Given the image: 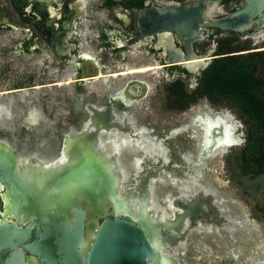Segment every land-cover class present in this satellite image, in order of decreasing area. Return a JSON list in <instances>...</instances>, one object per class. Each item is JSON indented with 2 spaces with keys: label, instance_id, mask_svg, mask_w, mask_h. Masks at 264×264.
Returning <instances> with one entry per match:
<instances>
[{
  "label": "flooded vegetation",
  "instance_id": "1",
  "mask_svg": "<svg viewBox=\"0 0 264 264\" xmlns=\"http://www.w3.org/2000/svg\"><path fill=\"white\" fill-rule=\"evenodd\" d=\"M205 2L209 4V15L221 18L239 9L244 0H229L228 3L225 0H54L48 6L40 3L50 9L42 15L32 11L33 5L29 2L22 3L23 11L18 14L10 0H0V34L7 32L12 38L11 44L0 42V133L4 135L0 134V145L17 161L49 164L63 154L68 140L76 137L72 143L85 145L84 135H87L85 138H94L96 148L111 159L125 179L134 183L140 181L137 184L140 189L135 190L137 194L148 190L153 197V182L178 187L172 172L174 165L166 155L171 154L176 145L174 139L185 134L189 127L198 125L195 120L201 114L189 117V123L157 133L155 126L146 119L153 115L152 97L158 93L167 95L168 102L179 103L174 110L187 111L194 103L184 108L185 99H180L179 95H204L198 90L204 73L216 59L226 56L218 55V48L220 42L228 43L230 39L221 38L232 34L251 36L264 32V28L253 26L244 33L207 29L201 40L191 44V51L200 57L212 50L213 56L203 69L188 73L180 63L187 58L188 51L175 35L172 34L173 51L167 40L158 39L156 34L142 36L137 19L141 11L153 7ZM231 4L234 7L228 13H215L218 5L228 7ZM30 21H35V25ZM206 42L216 43L217 47H207ZM44 67L56 68L57 80L73 77L66 83L73 84L74 96H63L54 103L50 96L42 97L41 107L37 100L29 101V95L35 94V90L48 87L35 86L43 84ZM146 68L147 73H128ZM159 74L163 78L155 80ZM94 83L98 86L94 87ZM4 85L10 89L2 90ZM50 85L56 86V83ZM56 104L59 109L67 110L69 121L41 126L46 120L44 107L51 116L56 113ZM14 133L20 148L10 142ZM205 156L199 152L200 158ZM186 175L179 186L181 197L178 199H183L192 187L197 189L199 181L204 183L199 170ZM206 193L204 198L213 200L214 205L209 211L205 208L208 221L201 223L199 228L219 237L220 232L231 236L237 229L242 230L244 223L240 214L229 207V199L213 188ZM1 194L0 190V221L16 223L15 218L3 219L6 205ZM155 204L160 211H165L156 200Z\"/></svg>",
  "mask_w": 264,
  "mask_h": 264
},
{
  "label": "water",
  "instance_id": "2",
  "mask_svg": "<svg viewBox=\"0 0 264 264\" xmlns=\"http://www.w3.org/2000/svg\"><path fill=\"white\" fill-rule=\"evenodd\" d=\"M10 2L18 14L23 11L22 3L29 2L33 5L32 11L42 15L50 12L47 6L54 0ZM208 11V2L153 7L139 13L137 25L142 36L156 34L158 39L167 40L173 51L172 34L175 35L188 51L187 58L179 60L188 73L203 69L213 56L212 50L200 57L191 51V44L201 40L207 29L244 33L253 26L264 28V0H244L239 9L221 18L210 16ZM30 24L35 25V21H30ZM78 146L79 149L89 148L84 144ZM17 166V159L0 145L1 199L4 204L6 201L9 203L11 214L23 212L16 223L0 221V264H174L167 247L183 243L185 227L187 232L207 222V211L214 205L213 200L204 198L207 193L195 191L191 195L187 191L183 199L171 202L170 206L174 209L170 218L165 211L156 207L148 190H142L137 195H126L122 188L125 176L114 165L111 171L119 180L114 193L116 190L121 193L119 198L125 211L117 212V208L108 202L104 209L94 208V194L88 197L92 207L97 209L94 217L88 215L87 209L81 205L46 209L44 205L47 203L41 200L36 189L28 186L29 180H25L24 171L19 172ZM100 193H108V189L103 191L102 187ZM138 197L143 199L142 202H136ZM30 207L38 208L27 214ZM151 208L155 209L153 215L150 214ZM28 216L30 218L27 220ZM90 222H93L92 226ZM168 231L176 236L166 237L164 234Z\"/></svg>",
  "mask_w": 264,
  "mask_h": 264
},
{
  "label": "rangeland",
  "instance_id": "3",
  "mask_svg": "<svg viewBox=\"0 0 264 264\" xmlns=\"http://www.w3.org/2000/svg\"><path fill=\"white\" fill-rule=\"evenodd\" d=\"M233 7V4L228 7L218 5L215 13L217 15L226 14ZM0 36L2 40L0 42L7 45L12 43V38L9 36V33L2 32ZM225 38L230 39L229 44L232 48L239 47V50H243L237 52L235 55L264 51V32H258L251 36L237 34L224 35L221 39L224 40ZM204 44L210 48L217 47V44L213 42H206ZM42 70L44 75L43 84L36 83L35 86L44 85L48 87L35 90V94L29 95V101L33 102V100H37L40 106L39 102L42 97L50 96V101L54 103L62 100L60 98L63 96H74L73 84L66 83L69 79L73 80V77L67 76V78L62 77L61 80H57L56 68L44 67ZM162 78L163 75L159 74L155 80H161ZM54 83H56V86L50 85ZM93 86H98V83H94ZM9 89L10 87L8 85H4L2 90ZM167 97V95H160V93L154 95L152 97L153 100H151V107L154 109L153 115L146 116V119L157 129V133H164L163 129L167 130L179 124L189 123V117L191 118L196 114L205 113L212 116L217 115L224 119L227 118L233 129V137L237 138L240 142L237 146L227 148L220 152L219 155L200 158L199 142L195 138H190L194 137V130L190 127L186 129L185 134H181L179 138L174 139L176 145L172 149L171 154L166 155L167 160L171 158L169 161L174 165L172 172L174 177L177 178L176 184L178 187L175 185L173 187H165L164 184L151 183V181L150 183L153 186L155 185L154 194H152L154 203L156 200L165 209V213L172 218L173 214L171 210L174 208L170 204L174 198L178 199L181 196V188L179 186H181L185 177L184 174L186 175L192 173L194 170H199L204 182L209 184L219 194L229 199V207L240 214L244 223L242 230L237 229L231 236L227 233L220 232L221 237L214 232L209 233L199 227L189 229V231L185 232V227L183 243H178L176 247H167V251L174 258V264H259L264 254V175H254L253 173L243 171L237 159V153L245 142V126L243 120L239 118L235 109L222 100L216 101L202 97L187 111L183 112L174 110V108L179 107V103L174 101L171 104L168 102ZM168 106H171V111H168L170 109ZM50 108L52 109V105ZM43 111L46 120L45 122H41V126L50 123L61 124L69 121L67 110L59 109L57 104L55 114L48 116L45 107ZM0 134L3 135L2 133ZM6 136L8 137V135ZM17 141L18 137L14 133L13 137L10 138V142L15 147L20 148ZM79 150L85 156V160L66 164L58 168L51 167L46 170L38 168H28L25 170L23 175L26 177L25 180H29L28 186L38 191V196L41 195V200L47 203L44 205L46 209L53 207L64 209L72 205L78 207L85 199H88L89 194L87 190L89 188L95 194V191L100 193L102 187L103 191L108 189V203L114 208L124 209L120 198H117L114 193V189L117 187L115 173L111 171L110 167L107 169L105 164L94 158L95 154L92 148ZM180 151L181 153H177ZM183 172L185 173L182 174ZM138 183L140 181L134 183L132 180L124 178L122 180V188L125 194L128 196L137 194L135 190L140 189L137 187ZM84 185H87L88 188L86 189L87 186L84 187ZM130 188L132 190L134 189V191L130 190ZM99 196L101 197V193ZM161 199L163 202L160 201ZM165 206H168L170 209ZM154 212L155 209L151 208L150 214L153 215ZM164 235L166 237H173L175 234L168 231Z\"/></svg>",
  "mask_w": 264,
  "mask_h": 264
},
{
  "label": "trees",
  "instance_id": "4",
  "mask_svg": "<svg viewBox=\"0 0 264 264\" xmlns=\"http://www.w3.org/2000/svg\"><path fill=\"white\" fill-rule=\"evenodd\" d=\"M229 42H220L218 55L226 56L216 59L203 75L198 90L204 95L179 97L185 99L184 108L207 97L235 109L245 126V142L237 153L240 166L247 173L264 175V51L228 55L243 51Z\"/></svg>",
  "mask_w": 264,
  "mask_h": 264
},
{
  "label": "bare ground",
  "instance_id": "5",
  "mask_svg": "<svg viewBox=\"0 0 264 264\" xmlns=\"http://www.w3.org/2000/svg\"><path fill=\"white\" fill-rule=\"evenodd\" d=\"M158 71V70H157ZM148 69H137V70H130L128 73L129 74H135V73H147ZM227 119V118H226ZM220 117V116H212L209 114H201L199 116H197L195 122L198 123L197 126L193 127L194 130V138L198 140L199 142V151L200 153L205 154L207 157L210 156H216L219 155L220 152L224 151L225 149L229 148L230 146L234 145V144H239V140L237 138H234L232 135V127L229 124V120L227 122V120ZM199 121V122H197ZM87 137V135H84V139L85 141V145H88L89 148H92L93 153L95 154L96 158L100 159V161L105 164V166L108 168L110 167L111 169L113 167H115L114 163L111 162V159H109L107 157V155L104 154V152H102L101 150H99L98 148H96V143L94 138L89 137V138H85ZM74 138V139H72ZM70 140H68V142L66 143L65 149L63 150V154L55 161H52L51 163H47V164H43V163H38L35 161H23L21 159H19V164H18V168L20 166V172L27 170L28 168L32 169V168H43L44 170L49 169L51 167L54 168H58L60 166H64L66 164H72V163H76L82 160H85V158L83 157V155H81V151L78 148V144H74L72 143L74 140H76V137H72ZM78 139V138H77ZM213 144V145H212ZM215 145V146H214ZM214 146V147H212ZM83 148V146H82ZM81 149V148H80ZM116 182L117 185L119 186V180L118 178H116ZM87 185H84V187ZM197 186V185H196ZM88 188V186L86 187V189ZM194 189L190 192H187L188 194L190 193L192 195V193H194L195 191L200 192L204 191L209 192L212 191V188L210 187L209 184H207L206 182H198V186L197 189L194 186ZM118 189V187H117ZM199 189V190H198ZM93 190H91L89 188V190H87L88 194H93L92 192ZM99 192L95 191L93 200H95V205L94 208L97 207V209H100L101 207H105V205L108 202V193H103L101 194V197L99 196ZM115 196H117V198H121V193L118 192L116 190ZM181 197V196H180ZM142 198L138 197V199L136 200V202H142ZM141 204V203H140ZM5 205H7L6 207V212L3 213V219H7L8 217L10 218H15L16 220L20 221V217L23 216V212H21L18 215H13L10 212V205L9 203H7V201L5 202ZM81 206L85 207L87 209L88 215L94 217L97 214V209H94L92 207V203L91 200L89 201V199H85V201L83 203L80 204ZM38 207H30L27 209L26 213L30 214L31 211H34L35 209H37ZM103 211V210H102ZM100 211V212H102ZM120 211H125L121 208H117V212ZM159 212V211H157ZM26 214V215H27ZM226 217L230 218L229 213H226ZM30 218V216L27 217V220ZM232 221V219H231ZM90 225H93V222H90ZM262 261L259 264H262L263 260H264V254L261 257Z\"/></svg>",
  "mask_w": 264,
  "mask_h": 264
}]
</instances>
